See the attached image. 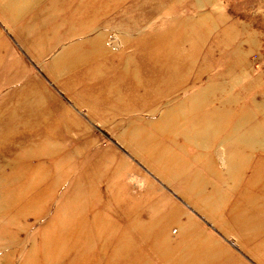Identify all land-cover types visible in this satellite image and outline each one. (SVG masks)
<instances>
[{
  "label": "rangeland",
  "instance_id": "1",
  "mask_svg": "<svg viewBox=\"0 0 264 264\" xmlns=\"http://www.w3.org/2000/svg\"><path fill=\"white\" fill-rule=\"evenodd\" d=\"M0 45V115L17 113L0 126V264H264V148L232 176L225 142L240 118L264 134V0H0ZM85 54L101 67H69ZM181 105L217 138L207 157L160 137ZM195 173L198 205L181 195Z\"/></svg>",
  "mask_w": 264,
  "mask_h": 264
},
{
  "label": "bare ground",
  "instance_id": "2",
  "mask_svg": "<svg viewBox=\"0 0 264 264\" xmlns=\"http://www.w3.org/2000/svg\"><path fill=\"white\" fill-rule=\"evenodd\" d=\"M9 25V24H8ZM86 29V27H85ZM89 30V29H88ZM87 30V31H88ZM80 33L82 32H77L76 35H79ZM80 35H85V34H80ZM101 38V37H100ZM98 39L99 40V44L100 43H103V40L102 39ZM91 39V38H89ZM96 39V38H94ZM98 40L96 41H90V42H86V43H89V44H95ZM85 42V41H84ZM83 43V42H82ZM93 44V45H94ZM84 45V44H83ZM2 46V45H0ZM86 46V45H85ZM97 46V45H96ZM75 47V46H74ZM99 47V46H98ZM98 49V48H97ZM99 49H103V47L100 45V48ZM100 50V51H101ZM105 50V49H103ZM109 52V50H107ZM106 51V52H107ZM93 53H96V52H93ZM86 55V54H85ZM94 59L96 60L95 56L93 55H86V56H83V58H78V59H73L71 60L70 62H68V64H72V61L74 64H90L92 62H94ZM124 60V59H123ZM3 63V60H2V56L0 55V64ZM66 62H64L65 64ZM102 65V64H101ZM101 67V66H100ZM91 68V67H90ZM98 68V67H97ZM94 71V70H93ZM92 71V72H93ZM124 74V72H122ZM94 74V72H93ZM93 74L91 75V77L93 76ZM126 75V74H125ZM133 75V74H132ZM86 76V74H85ZM135 76V75H133ZM123 77V76H122ZM134 79V78H133ZM12 80V79H11ZM17 80V79H15ZM116 83V82H115ZM120 83V82H119ZM108 89V88H107ZM109 91V90H107ZM111 92V91H110ZM171 92V91H170ZM106 97V96H105ZM109 97V96H107ZM159 98V97H158ZM163 101L162 99L159 101L161 102ZM157 103V102H156ZM185 105V104H184ZM197 110H202L203 109V106L201 104H198L197 106ZM255 107L258 108V109H263L264 110V104H255ZM139 108V107H138ZM17 110V109H16ZM167 110V109H166ZM178 112V114H174V116L172 115L171 111L169 110L168 112L166 111V114H164V118L163 119V124L170 128V126H178L179 128L177 130H173V132L171 133H161L160 137L161 138H165L167 137L166 139H169L171 145H176V143H173L174 142V139L177 140V138H181L183 141H185L186 143H191V144H194L198 150H200L198 153L201 157H207L205 156L204 154V151L207 150V147L209 146V144L213 141L212 139L214 140L216 137H214V135H210V134H203L201 131H196L194 130L195 127L199 126L198 125V122L200 121H197V117H194L193 115L194 114H184V116H181L185 111H184V106L181 105L180 108H179V111H176ZM17 113L16 112H10L7 117H5L6 115H0V126L5 128H8L10 127V124H9V121L12 120V116H16ZM10 117V118H9ZM157 117V116H156ZM202 125L203 126H206L205 129H203L204 132H207V131H213V130H218V127L217 126H214L213 123H214V118L215 117H212L211 119H208L206 117V115H202ZM196 119V120H195ZM24 122V121H23ZM12 123V122H11ZM22 123V121L20 122ZM161 124V123H160ZM244 120L242 118L240 119H237L235 122H233V126H232V130L230 131V137H227L228 138V142H232L230 145V151H229V155L231 156V159L229 160V164H230V168H229V171L226 172L227 174L232 172L231 175L232 176H237V174H239V172L241 171L242 168H244L245 166V163L249 157V153L245 154V149L247 151H253V150H256L257 148H264V139H262V137L260 136V131L259 132H254L255 130L251 131V136L250 138L248 139H245V137H243V135L241 134L240 132V129L244 127ZM264 124V122H263ZM13 127V126H12ZM11 127V128H12ZM257 129V128H256ZM13 130V128L11 129ZM10 130V131H11ZM5 132V131H3ZM7 129H6V133L3 134V139L5 140L7 137H9V135H6L7 134ZM161 132V131H160ZM19 133V132H18ZM17 136L19 134H11L10 136ZM171 137H173V139H171ZM1 138V137H0ZM227 138H225V142H227ZM139 142L141 144L143 143H151L152 147L154 146L156 149L154 151H150L149 153L152 155L154 154L155 156V159L158 160L159 163H163L164 165L166 163L169 162V160H172V159H175L177 158L175 155H172V154H169L166 152V149L165 147L163 146L162 148V145L159 143L160 140L158 139H152L151 141H147L145 140L143 137L140 139L138 138ZM157 140V141H156ZM217 140V138H216ZM177 146V145H176ZM172 147V146H171ZM164 149V151H162ZM202 151V152H201ZM246 151V152H247ZM150 154H149V157H150ZM240 156L242 159L241 160H237L235 159L236 156ZM176 160V159H175ZM176 170H179V169H176ZM164 173H166L167 175H169V173L171 172L169 169H167L166 167L163 168V171ZM209 174L210 175H214L212 174V172L209 171ZM185 188L181 191V195L186 197L188 199V201L191 203V204H194V199H192L193 196L195 197H198L199 195L202 194V191H199L200 188L198 189H195L197 187L196 184H200L203 188L205 187L204 184L201 183L200 180H197L196 177L195 179H187L185 181ZM201 187V188H202ZM211 190H215L214 188L210 187ZM59 193V192H58ZM215 193V192H214ZM204 195V194H203ZM214 200L218 199V195L215 193L213 196ZM212 197H209V196H204L202 199H201V202H202V206H211L210 202L212 201ZM213 200V202H214ZM218 201H220L218 199ZM209 202V203H208ZM212 202V203H213ZM150 204V203H149ZM196 205H198L199 203H195ZM33 205V203H32ZM214 205V204H213ZM7 206H8V203H7ZM159 207V206H157ZM9 208V207H8ZM156 209V206L155 205H150L149 206V210H155ZM148 211V210H147ZM161 212V211H160ZM163 212V211H162ZM165 215V214H164ZM165 217V216H164ZM170 217V216H169ZM175 217V216H174ZM159 219V218H158ZM163 219V218H162ZM155 220V219H153ZM159 221V220H158ZM162 221V220H161ZM159 221V223L161 222ZM171 222V221H170ZM158 223V222H157ZM156 224V222H155ZM159 225V224H158ZM23 231V230H22ZM194 231H192V234L194 235ZM189 238V237H188ZM196 238V237H194ZM193 239V238H191ZM15 242V241H14ZM46 242V241H45ZM192 242V241H191ZM17 243V242H16ZM210 244V243H209ZM260 245H262V242H259ZM10 245V244H9ZM17 245V244H16ZM194 245V244H193ZM198 245V243H197ZM205 245V244H204ZM45 246V244H44ZM186 246V245H185ZM43 247V245H42ZM187 247V246H186ZM44 248V247H43ZM47 248V247H46ZM197 248V247H196ZM188 249V248H187ZM200 249V248H199ZM44 250V249H43ZM190 250V249H189ZM188 251V250H187ZM186 251V252H187ZM192 251V250H191ZM201 251V250H200ZM47 252V251H46ZM197 252V250H196ZM45 253V252H44ZM188 253V252H187ZM191 253V252H190ZM199 253V252H197ZM206 253H209L208 251H205V254ZM211 254V253H210ZM43 255V254H42ZM191 255V254H190ZM193 255V253H192ZM206 255H209V254H206ZM183 256V254H182ZM180 256V257H182ZM188 256V255H186ZM185 256V257H186ZM196 256V254H195ZM46 257V256H45ZM192 258V257H191ZM208 258V257H207ZM211 258V257H210ZM42 259V258H41ZM45 259V258H44ZM47 259V258H46ZM183 259V258H182ZM189 259V258H188ZM48 260V259H47ZM185 260V259H184ZM45 261V260H44ZM49 261V260H48ZM29 262V261H28ZM191 264V263H190ZM226 264H229L226 262Z\"/></svg>",
  "mask_w": 264,
  "mask_h": 264
},
{
  "label": "crops",
  "instance_id": "3",
  "mask_svg": "<svg viewBox=\"0 0 264 264\" xmlns=\"http://www.w3.org/2000/svg\"><path fill=\"white\" fill-rule=\"evenodd\" d=\"M80 65H82V64H70L69 67H71V68L74 67V66L79 67ZM89 65H91V68H97V67H100L101 66V64H89ZM259 133H260V136L262 137V139H264V134H262V131L259 132ZM228 137L231 138V136H228ZM227 141H228V138H227ZM195 177H196L197 180H200L201 181L204 178L205 179L208 178V175H205V177L203 176V178H202L199 173H195V175L193 174L192 176L188 175L186 179H190V178L195 179ZM220 178L221 179H227V178L231 179L230 176L223 175V174L220 175Z\"/></svg>",
  "mask_w": 264,
  "mask_h": 264
}]
</instances>
